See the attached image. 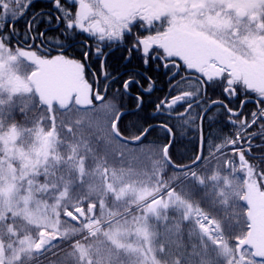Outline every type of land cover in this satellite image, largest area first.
<instances>
[{
	"label": "snow or ice",
	"instance_id": "obj_1",
	"mask_svg": "<svg viewBox=\"0 0 264 264\" xmlns=\"http://www.w3.org/2000/svg\"><path fill=\"white\" fill-rule=\"evenodd\" d=\"M45 3L0 0V264H264V0Z\"/></svg>",
	"mask_w": 264,
	"mask_h": 264
},
{
	"label": "trees",
	"instance_id": "obj_2",
	"mask_svg": "<svg viewBox=\"0 0 264 264\" xmlns=\"http://www.w3.org/2000/svg\"><path fill=\"white\" fill-rule=\"evenodd\" d=\"M116 56H117V58L108 62L109 65L112 63H121L122 52L115 55V57ZM133 57L135 58V55ZM107 70L110 73H112L111 72L112 70L110 67H108ZM119 84L120 83L114 84L113 90L118 88ZM135 91L136 90L134 89L133 90L134 94H135ZM157 95H158V92H157V94H151L150 96L145 97L146 105H145L144 109L139 114L141 117L149 118V122H151V123H158L159 119H150L154 113V109L151 107L150 104L147 103V101L154 100ZM125 103L128 104L129 107H131V104L128 103L127 97L125 98ZM230 106L235 107L236 102H233ZM248 110H253V108H248L247 110H245V115L248 114ZM215 111H217V110H214L213 112H215ZM136 120H137V117H135V116H129L126 118V122L130 121V122L135 123ZM252 131H256V129H252ZM210 132H212L214 134H219V135H229V134H232L233 127L231 124L227 123V118L225 116L221 115L217 118V121L213 124H209V122L207 120L204 121V135H205V137H207ZM196 135L197 134L195 132H191V131H189L185 136H181L179 133L176 134V137H177L176 143H175V146L172 148V153H173L174 159L179 158L181 155L191 156L193 154V152L195 151V147H196V139H195ZM148 140H150V141L151 140H157L161 144L167 143V140L165 139L164 134L159 130H157V132H155L151 136H149ZM147 142L148 141H145V143H147ZM216 142L219 143L220 141L217 139ZM185 162H187V161L185 160Z\"/></svg>",
	"mask_w": 264,
	"mask_h": 264
},
{
	"label": "flooded vegetation",
	"instance_id": "obj_3",
	"mask_svg": "<svg viewBox=\"0 0 264 264\" xmlns=\"http://www.w3.org/2000/svg\"><path fill=\"white\" fill-rule=\"evenodd\" d=\"M39 9H45L46 10L45 0H37V10H39ZM22 26H23V22L21 21V23L18 25V27L22 28ZM147 34L148 33H144V35H147ZM106 51L110 52V54L108 56L107 64H108V67L111 68V70H112L111 72H112L113 76L119 75L120 80H123V79H126L127 76L130 74H134L136 72H145L146 71L148 75L153 76V78L157 81L156 90L153 91L151 94H157V92H158V95L156 97L163 96L165 94V92L167 91V88H166L164 78L159 73L144 69L140 65V62L136 58L135 54H133V56L135 55V58L132 56L131 61H129V60L124 59V57L127 55V53L123 47H117L116 45H113L112 49L106 50ZM120 52H122V56H121V59H122L121 63L122 64L121 63H112L109 65L108 62L117 58V56L115 57V55H117ZM120 80H117L116 83H120ZM160 89H164V91H161ZM208 96L213 100L218 98V94L213 92L211 89H209V91H208ZM251 99H255V97H251ZM248 108H253V110H254L256 108V105L253 103H249L247 105L246 110ZM214 110H217V109L213 108L212 111H214ZM252 143L253 144H259L260 140L259 139L253 140ZM253 155H259V150L254 148L253 149Z\"/></svg>",
	"mask_w": 264,
	"mask_h": 264
}]
</instances>
